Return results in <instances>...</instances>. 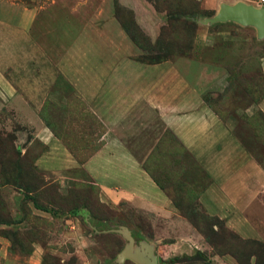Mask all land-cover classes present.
Masks as SVG:
<instances>
[{
  "label": "rangeland",
  "instance_id": "rangeland-1",
  "mask_svg": "<svg viewBox=\"0 0 264 264\" xmlns=\"http://www.w3.org/2000/svg\"><path fill=\"white\" fill-rule=\"evenodd\" d=\"M50 1L0 0V264H138L117 261L121 226L136 245L152 244L158 264H264V37L205 22L222 5L260 0ZM43 2L30 29L13 35L22 8ZM144 56L176 67L237 146L209 143L195 155L148 109L127 143L131 167L91 162L100 133L75 79L90 84L95 66L117 61L111 75L138 73L145 84L157 63ZM63 76L73 83L61 100L43 99L59 95ZM246 205L256 213L241 224Z\"/></svg>",
  "mask_w": 264,
  "mask_h": 264
},
{
  "label": "crops",
  "instance_id": "crops-1",
  "mask_svg": "<svg viewBox=\"0 0 264 264\" xmlns=\"http://www.w3.org/2000/svg\"><path fill=\"white\" fill-rule=\"evenodd\" d=\"M54 1L55 0H51L50 3ZM57 2L58 6L62 5L65 8L66 4L64 0H57ZM46 4L47 2H43L38 7L36 5L24 6L22 8L23 14L18 16L19 23H15L16 27L13 26L11 28V33H13V35L17 33L18 35L21 29H30L32 23L37 20L38 15L44 11ZM63 7L61 9H63ZM91 31L98 32L99 30L92 28ZM115 63L118 62L113 61L107 66L103 65L105 69L101 72H98V66H95L93 70V73H95V77L93 78L94 82L90 80V84L78 79L81 77H76L75 79L76 85L81 89V94L84 95L86 101H90L88 107L90 108L91 115L88 117L91 118L92 129H97V132L100 133L92 140L95 151L91 157V162L101 157L103 161L110 159L111 162L116 161L121 165H130L128 167H131L134 157L125 151L128 146L127 143L130 145V143L133 140L135 141L141 134V126H144V124L146 125L148 121L147 114L145 115V111H148V109L155 110V113L157 110V114L159 115L158 118L166 124L176 137L183 142L184 146L195 155L198 153L197 150L207 148L209 143L219 142L223 148H233L237 146L236 140L233 139L226 130L220 127L218 119L211 113V110L209 108L206 109L204 106L199 108L201 100L198 97L195 87L193 88V86L188 83L189 81L183 80V77L181 78V73L176 67L170 66V64L166 62L161 64L157 63L148 70L154 75V77H150L152 79L141 75L146 79V83L142 84L143 80L137 76L138 73H134L135 77L133 78L128 76L129 79H126L125 76L114 77L111 75L113 71L116 72L119 69L115 68ZM120 64L123 65V63ZM141 66L149 69L145 64H141ZM157 67H160L158 71ZM125 69H127V66ZM76 75H81L80 71L76 70ZM165 77L173 78L172 80H170V78L166 80L167 85L173 86L174 88L172 95L164 91ZM92 82L93 84H91ZM72 83L73 79L67 78V76H63L61 79L57 78L53 84L58 87L55 90L58 91L59 95L49 92L47 95H50V97L44 96L43 98L42 96V98L45 100H54L56 95L57 99L61 100L63 88L67 89V86ZM0 85L5 89V86L8 85L6 78L0 77ZM177 86H182V90H178L176 93ZM12 90L13 94L17 93L15 88ZM183 91H185V93H183ZM170 99L172 103L165 107L164 103ZM173 100L176 101L174 102ZM142 101L144 103L143 106H141ZM53 103L55 106H61V104L58 105L57 102ZM39 134L47 135L45 128L42 129ZM58 144L59 147H61L60 142ZM108 149L116 151L110 154ZM105 157H107V159ZM244 209H248L249 211L241 213L240 218L237 219L241 224L246 223L244 220L249 222V217L247 218L245 214L248 215V213H251V215H254L256 213L250 210L247 205L244 206ZM239 226L238 224V229H240ZM251 227L254 229L252 225Z\"/></svg>",
  "mask_w": 264,
  "mask_h": 264
},
{
  "label": "water",
  "instance_id": "water-1",
  "mask_svg": "<svg viewBox=\"0 0 264 264\" xmlns=\"http://www.w3.org/2000/svg\"><path fill=\"white\" fill-rule=\"evenodd\" d=\"M225 22L232 21L241 25H248L256 29L258 38L264 37V6H255L243 2H237L229 5L225 4L212 17L205 19V22ZM119 233L127 240L124 248L117 256V261L121 262L124 259H131L138 264H158L157 256L153 251L152 244L144 241L135 243V239L131 231L121 226L117 229Z\"/></svg>",
  "mask_w": 264,
  "mask_h": 264
},
{
  "label": "trees",
  "instance_id": "trees-1",
  "mask_svg": "<svg viewBox=\"0 0 264 264\" xmlns=\"http://www.w3.org/2000/svg\"><path fill=\"white\" fill-rule=\"evenodd\" d=\"M139 31H141V34L143 35V32H142V30L141 29H138ZM128 33V32H127ZM129 34V33H128ZM130 38H131V40L132 41H134V42H136V40H135V38H134V36H131L130 35ZM147 60V62H151V63H158V62H160L161 60H163L164 58H159L160 56H148L149 58H147V56H144ZM152 57H157L156 59H154V61L153 60H151V58ZM143 60V59H142ZM43 210H45V211H47V212H50L51 210H49V209H47V208H42ZM133 236L135 237V239L136 240H138L140 237L137 235V234H135L134 232H133ZM198 253V252H197ZM199 255H201V253H199ZM167 263V261H165V260H161V262H160V264H166Z\"/></svg>",
  "mask_w": 264,
  "mask_h": 264
},
{
  "label": "built area",
  "instance_id": "built-area-1",
  "mask_svg": "<svg viewBox=\"0 0 264 264\" xmlns=\"http://www.w3.org/2000/svg\"><path fill=\"white\" fill-rule=\"evenodd\" d=\"M261 4L264 6V0H260Z\"/></svg>",
  "mask_w": 264,
  "mask_h": 264
}]
</instances>
